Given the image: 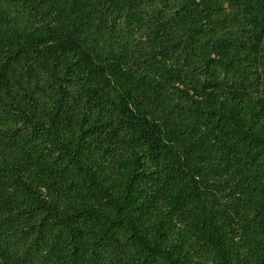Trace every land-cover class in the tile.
Listing matches in <instances>:
<instances>
[{
  "label": "trees",
  "instance_id": "obj_1",
  "mask_svg": "<svg viewBox=\"0 0 264 264\" xmlns=\"http://www.w3.org/2000/svg\"><path fill=\"white\" fill-rule=\"evenodd\" d=\"M0 264H264V0H0Z\"/></svg>",
  "mask_w": 264,
  "mask_h": 264
}]
</instances>
